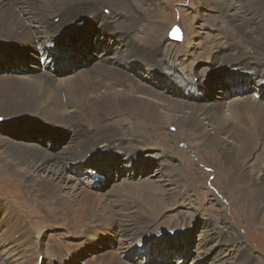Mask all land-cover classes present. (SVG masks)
Returning <instances> with one entry per match:
<instances>
[{
    "label": "bare ground",
    "instance_id": "obj_1",
    "mask_svg": "<svg viewBox=\"0 0 264 264\" xmlns=\"http://www.w3.org/2000/svg\"><path fill=\"white\" fill-rule=\"evenodd\" d=\"M140 1L146 3L147 0ZM203 1L212 6L216 17L214 22L217 21L221 26L226 24L230 30L227 45L222 48L236 47V50L221 59L214 58L211 54V64L213 65V57L217 64L235 65L249 71H256L257 66H261L264 70V0H227V3L222 0ZM105 10H109L110 14H103L102 11ZM92 12H96L93 18L97 25L113 29V32L122 35L119 38L126 42V46L119 49L117 55L123 58L129 68L133 66L130 61L139 58L147 71L154 67L166 71L164 68L168 67L171 73L181 79L185 77L184 80L187 81L194 82V78L200 77L191 72L189 76L182 78L174 72L172 64L178 48L155 34L147 38V34L142 35L137 31L141 21L153 23L159 16H151L150 13L153 12L148 10L143 12L142 8L130 0H0V40L20 42V51L29 46L37 49L40 41L43 45V41L46 42L51 37L74 30L78 19ZM122 26L126 28L124 32L116 31L120 27L123 30ZM221 26L219 27L222 28ZM84 27L79 29L81 34L86 30ZM137 38L139 42L136 41ZM129 44L135 48L132 55L127 54ZM107 58L113 59L112 56ZM73 74L39 72L0 75L2 119L16 122L17 119L12 118L31 116L49 125L70 129L72 138L71 143L61 147L59 152L39 145H23L13 141L3 143L0 149V171L3 174L0 179L5 180L2 181L3 184L13 183L25 193L31 200L30 203L26 198L29 213L32 211L34 217L53 220L44 218L41 210L62 215L69 225L65 227L75 233H70L73 237L79 239V246L85 244V238L91 235V231L99 233L117 230L124 234V226L131 228V241H134L135 246L132 247L133 252L129 251L131 254L124 257L119 254L120 249L116 252L105 250L87 264H128L127 260L131 264L133 262L130 257L142 254V240L145 243H157L182 236L185 241L189 237L188 233L157 234L163 229L161 222L164 215L176 207H171L167 191L153 187L149 180L136 181L139 184L135 185L132 178L136 176L131 174L130 178L122 177L114 184L107 177L106 186L102 183L98 190H87L77 182L79 171L82 182L91 187L94 180L91 174L84 172L86 162H96L95 156L100 153L120 151L129 164L138 149L146 157L144 152L147 150H143L140 145L146 146L154 139L160 141L157 134H149L155 132L152 131L154 125L160 128L165 125L175 126L177 135L182 140L189 141L195 134L201 138L203 145L205 143L206 146L214 147L219 153L218 165L225 174V179L234 187L236 197L244 204L253 222L264 226V102H258L251 95L230 100L221 97L219 102L211 100L196 103L182 100L173 91L169 92V87L159 77L143 72L144 77L138 78L129 70L124 71L114 64L95 62ZM157 84L162 89H158ZM43 128L42 126L41 131H37L41 135L47 134ZM142 155V169L157 157L149 153L147 157L150 160H145ZM96 164L99 166L101 162ZM162 166L163 164L160 169ZM119 168L121 165L115 166L114 173L118 174ZM168 175L176 186V193H182L180 183L172 176V171ZM137 195L140 197L139 201L135 200ZM3 216L2 214L1 217ZM90 217H94L92 224L89 223ZM13 219V222L24 227L19 222L20 217ZM189 223L188 219H181L168 222L167 227L180 231L181 227L189 226ZM80 226L82 227L78 229ZM23 230L20 229L19 238ZM29 234L34 237L33 232ZM219 235L225 242L234 238L232 229L222 231ZM11 236L13 235L10 234L9 237ZM157 239L159 240L156 241ZM235 239L238 252L243 251L237 261L240 264H260L252 252L248 251L246 244L239 238ZM48 240L58 252L53 254L52 259L59 260L57 264H67L71 253H60L61 248L59 249L55 240H59L60 246H66L57 237ZM40 242L41 236L35 242H30L36 245L39 253L35 261H46L47 256L42 251ZM43 243L47 245L46 242ZM148 250L145 255L154 251ZM49 251L46 253L51 256ZM197 259L199 260L198 256ZM198 260L194 264L204 261ZM25 261L28 264L27 257ZM0 264L9 263L0 256Z\"/></svg>",
    "mask_w": 264,
    "mask_h": 264
},
{
    "label": "rangeland",
    "instance_id": "obj_2",
    "mask_svg": "<svg viewBox=\"0 0 264 264\" xmlns=\"http://www.w3.org/2000/svg\"><path fill=\"white\" fill-rule=\"evenodd\" d=\"M130 1L134 5L142 8L143 12L148 10L153 12L150 13L151 16H155V14L159 16L157 21L155 20L153 23L141 21L137 26V28H139L137 31L142 35L147 34V38L155 34L156 37L163 38L167 43L174 44L176 48H178L180 53L178 54L177 51L174 56L175 65L174 63L172 64L174 57L171 59V64L175 69L174 72L180 74L182 78L186 75V71H178L175 66L179 65L182 68H186L190 70V73L193 72V74L197 76L199 74L201 78L204 77L203 75L208 76L209 74L218 73L227 67V65L214 62V58H222L219 55L218 49L219 47L227 45V38L230 35V30L226 24L221 26V24H217V21L214 22V18L216 17L214 16L215 13L212 12V6L208 4L209 2L205 3L203 0H147L146 3H143L140 0ZM222 1L227 3V0ZM229 1L235 2L234 0ZM102 12L106 15L110 14L109 10ZM211 12L212 14H210ZM94 15H96V12H92L91 14H88V16H81V18L75 23L76 27H74V30L67 32L69 33L73 31L81 34L79 29L84 26V29L86 28L81 35H77L76 41L75 39L73 40V42L77 44L76 48L73 49L75 53H77V47L80 51H84V46L88 48V52H91L94 46L92 45L89 47V43H91L94 38L101 39L98 32L93 30V25L96 24L94 21ZM122 27L123 30L120 27V29H116V31L124 32V29L126 28H124V26ZM177 28L182 33V38L181 40H178V42L173 40L171 36L173 31ZM156 30L157 32H154ZM86 40L89 41L87 42ZM136 41L139 42V39L137 38ZM17 45L20 47V42L10 43L0 40L1 48H14ZM211 47L212 50L210 49ZM32 48L33 47L29 46L28 49H25L30 58L35 57L33 54V50L35 49ZM132 52H135V48L132 46L131 49H129L128 47L127 54L132 55ZM211 54H213L214 57H212L213 65L209 58ZM109 57L111 58V56ZM134 61H139V58H134L130 62L134 64ZM140 62L142 63V61ZM92 64L93 63L89 66ZM197 65L199 66L197 67ZM208 65H212V69L209 68ZM35 67L36 66H33L32 68ZM150 69H155V67ZM156 69L162 71L161 68ZM73 72L76 71H72V74ZM146 74L149 73L146 72ZM153 75H155L154 77H157L155 73H153ZM157 88L162 89L160 84H157ZM170 91L172 92L169 88V92ZM219 94L220 93L217 94L215 92L212 100L219 102L221 100ZM12 119H17V121L6 122L5 119L0 117V149L2 148V144L8 141L17 142L23 145L43 146L42 144V146L39 144L38 139L45 134L41 135L37 131H41L42 124H46L45 121L38 120L37 118L35 119L31 116ZM152 131L155 132L149 134L151 136H156L157 134L160 141L157 142L154 139L155 141L152 140L150 143H147L148 145L146 146L140 145L141 148H144L143 150H147L144 152L146 157L143 155L142 157L145 160H150L147 155L153 153L157 155L158 158L155 157L153 161L144 166L141 172L139 171L138 175L133 177L132 180L135 185L139 184V182L136 181L149 180L153 187L165 189L171 207H176L174 209L171 208V211L164 215L163 221L161 222L163 229L159 230L161 232L157 234L175 235L188 233L189 237L181 243V246L178 244L175 246L172 241H169L170 245L166 248L170 249L175 254L178 249H181V256L177 259L172 257L167 263L163 260H158L160 257L165 258V253H163L164 249L156 248L152 253L150 252L147 254L148 256L150 255V261L148 264H194L195 261L198 260V255L196 253L199 251H202L201 257L198 256L199 260L204 259L201 264H240L237 259L243 251L238 252L236 248L237 241L235 238L242 240V242L246 244L248 251L252 252L256 261L260 264H264V226H262L261 223L253 222L252 216L248 213V210H245L246 208L244 207V204L236 197L234 187L225 179L226 176L218 165V151L212 146H206L205 143L203 145L201 138L195 134V136L193 135V139L190 138L189 141L182 140L177 135V129L175 126L165 125L164 128H160L154 125ZM146 136H148V134ZM81 137L83 138L84 135H81ZM46 140L52 141L49 137L45 138V141ZM138 150L140 151V149ZM162 164L163 166L160 169V165ZM170 171H172V176L179 181L182 193H176V186L173 185L171 176L168 175ZM128 172L129 171H125L126 174L122 175V177L130 178L131 176L129 175L128 177L127 175ZM2 174L3 171H0V178ZM2 181L5 180L0 179V214L4 215L8 224L0 221V232L5 233V236L0 239V242L2 240L5 241L7 235L6 231L9 227V230H17V232L11 237H9V233L6 242H9L11 245L15 242L17 243L20 229L23 228V234L26 239L29 237L28 243L30 244V247L28 246L25 248V251H27L25 258L27 257L28 264H33L36 257L39 255L35 248L36 245L30 243L33 241L35 242L39 236H41L42 240V242H40L43 246L42 251L44 250L43 252L47 257H45L46 261L43 259V262L38 260V264H41V262L42 264H47L50 261L51 264H57L59 261L52 259L53 254H58V252L54 250V246L51 245L52 242H49L48 240V238L51 237L59 238L63 245L66 246V248L60 246L59 240H55L59 249L61 248V251L58 249L60 253H67L68 251L71 253L70 260L66 262L67 264L91 263V261L102 255L105 250L116 252L117 249H120L119 254L124 255V257L129 255L130 250L133 252L132 247L135 248L134 241H131V235L133 232L129 226H124V234L117 232V230L114 232L99 231V233L95 230L91 231V235L85 238V244L79 246L77 243L79 239L73 237L70 233L74 232L65 227L69 225L67 220H65L64 217H61L62 215L58 216L57 214H51L46 210L45 213L41 210L44 218H49V220L52 218L53 220L46 221L34 217L32 211L29 213L30 208L28 207V202L26 200L27 197L24 195L25 193L23 194V191L17 189L13 183L11 185H5ZM103 183V185L106 186L105 183L107 182L105 181ZM79 186L83 187L81 184H79ZM139 199L140 197L137 195L135 200L139 201ZM28 200L31 203V200ZM5 208L9 210H5ZM242 210L244 212H242ZM13 217H20L21 220L18 221L23 223L24 227L13 222ZM54 217L58 218L56 219ZM181 219H188L190 221L189 226L181 227L180 231L167 227L169 225L168 222L171 223ZM89 223H94V217H90ZM81 227L82 226L78 227V229ZM227 229L233 230L234 238H229V241L225 242L219 234ZM29 232H33V238L30 236ZM96 233L103 235V240L105 241L96 238ZM180 238L178 237L177 239ZM158 240L159 239L156 241ZM43 242H46L47 245H44ZM112 242L118 243V245H112ZM107 243L110 245V249L104 247ZM24 244H26V241H24ZM48 250H50L49 252L51 256L46 253ZM0 251V253H3L5 252V249L0 246ZM143 256H145V254H143ZM143 256L141 254L139 255V258H143ZM189 256L190 258L184 262V258ZM135 260L136 259L134 258L131 261L136 263ZM25 262L23 264H27ZM127 263L129 264L130 262L127 260ZM140 264H144V260H142Z\"/></svg>",
    "mask_w": 264,
    "mask_h": 264
},
{
    "label": "water",
    "instance_id": "obj_3",
    "mask_svg": "<svg viewBox=\"0 0 264 264\" xmlns=\"http://www.w3.org/2000/svg\"><path fill=\"white\" fill-rule=\"evenodd\" d=\"M172 37L174 39L181 40V38H182L181 31L179 29L174 30L173 33H172Z\"/></svg>",
    "mask_w": 264,
    "mask_h": 264
}]
</instances>
